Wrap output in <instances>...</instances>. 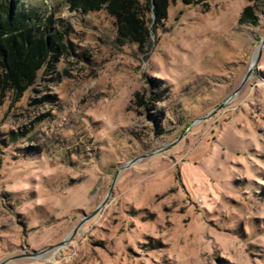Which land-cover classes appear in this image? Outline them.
Here are the masks:
<instances>
[{
	"label": "rangeland",
	"instance_id": "374dc122",
	"mask_svg": "<svg viewBox=\"0 0 264 264\" xmlns=\"http://www.w3.org/2000/svg\"><path fill=\"white\" fill-rule=\"evenodd\" d=\"M16 1L64 47L0 98V263L113 184L5 264H264V48L195 120L254 62L264 3L168 0L143 43L106 7Z\"/></svg>",
	"mask_w": 264,
	"mask_h": 264
},
{
	"label": "trees",
	"instance_id": "16d2710c",
	"mask_svg": "<svg viewBox=\"0 0 264 264\" xmlns=\"http://www.w3.org/2000/svg\"><path fill=\"white\" fill-rule=\"evenodd\" d=\"M188 3H207L209 0H183ZM250 3H264V0H249ZM71 9L98 10L106 7L117 18L121 37L134 38L144 43L149 35L145 19L155 13V20L167 17L168 0H67ZM254 6L244 7L240 22H254ZM35 13L21 12L16 0L0 2V98L8 89L21 91L37 77L44 64H51L64 47L60 32L52 28L36 31Z\"/></svg>",
	"mask_w": 264,
	"mask_h": 264
},
{
	"label": "water",
	"instance_id": "95a60500",
	"mask_svg": "<svg viewBox=\"0 0 264 264\" xmlns=\"http://www.w3.org/2000/svg\"><path fill=\"white\" fill-rule=\"evenodd\" d=\"M263 48H264V38L261 41L260 47H259V49L257 51V54H256V57L254 59V62L251 63V65L249 67V70L247 71L245 77L242 79V81L239 84V86L237 87V89L235 91H232V93L227 97V99L224 102H222V104H220L215 109H213L207 116H201V117L195 119L196 121L197 120H201V119H206L209 115H211L217 109L219 110L229 100H231L232 98L235 97V95L237 94V92H239L241 90V88L243 87V85L246 83L247 79H249L252 76L254 69L256 68L257 64L260 61L261 52H262V49ZM181 137H182V135H180L177 138V140L180 139ZM173 143H175V141L171 142L166 147H163L162 150L165 149V148H167V147H170ZM157 151H159V150H157ZM135 160H132V161L130 160L126 165L132 164ZM112 188H113V184H112V187L110 188L109 193H108L107 197L105 198V200L103 202H101L90 214H88L87 216L86 215L83 216L81 218V220L79 221V223L77 224V226L74 228V230H72L70 232V234L66 238H64L63 240H61L60 242H58L56 244H52V245L47 246L43 250L41 249L39 251H33L32 253L24 252V253H21V254H18L16 256H14V257L13 256L12 257H9V258L5 259L3 262H1L0 264H5V263H7L8 261H10L12 259L15 260V259L20 258V257H25V256L34 257V256L44 255L45 253H47L48 251L52 250L53 248H59L60 246H62L64 244H66L67 242H69L73 238V236L76 234L77 230H79L80 227L83 225V223L85 221L87 222L92 216H94L104 206L105 202L108 201V198H109V195H110V192H111Z\"/></svg>",
	"mask_w": 264,
	"mask_h": 264
}]
</instances>
